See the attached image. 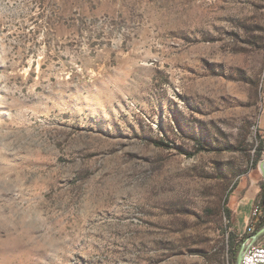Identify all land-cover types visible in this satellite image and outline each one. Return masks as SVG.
Segmentation results:
<instances>
[{
	"label": "rangeland",
	"instance_id": "374dc122",
	"mask_svg": "<svg viewBox=\"0 0 264 264\" xmlns=\"http://www.w3.org/2000/svg\"><path fill=\"white\" fill-rule=\"evenodd\" d=\"M261 140L264 0H0V264H235Z\"/></svg>",
	"mask_w": 264,
	"mask_h": 264
},
{
	"label": "trees",
	"instance_id": "16d2710c",
	"mask_svg": "<svg viewBox=\"0 0 264 264\" xmlns=\"http://www.w3.org/2000/svg\"><path fill=\"white\" fill-rule=\"evenodd\" d=\"M161 144H165V143H161ZM263 150H264V140H261L258 151L259 156L263 153ZM258 204L262 208V215L258 219L255 217L251 220L250 225L253 228L254 232H256L257 230H259L264 226V183L262 184V191L260 194V199ZM226 212L229 215L231 214V211L228 208L226 209ZM228 246H229V250L232 252L233 259H235L238 252L241 249L242 241H238L236 235L230 234Z\"/></svg>",
	"mask_w": 264,
	"mask_h": 264
},
{
	"label": "built area",
	"instance_id": "2783aa9c",
	"mask_svg": "<svg viewBox=\"0 0 264 264\" xmlns=\"http://www.w3.org/2000/svg\"><path fill=\"white\" fill-rule=\"evenodd\" d=\"M261 215L262 208L258 204L253 211L252 219L255 217L258 219ZM249 230H252L251 225H249ZM241 264H264V242L250 244L245 250Z\"/></svg>",
	"mask_w": 264,
	"mask_h": 264
},
{
	"label": "water",
	"instance_id": "95a60500",
	"mask_svg": "<svg viewBox=\"0 0 264 264\" xmlns=\"http://www.w3.org/2000/svg\"><path fill=\"white\" fill-rule=\"evenodd\" d=\"M261 169L264 173V161L261 162ZM262 235H264V227H262L254 236H253V242L254 243L256 241V239H258L259 237H261ZM251 243V244H252ZM250 244L248 245H243L240 249V251L238 252V255H237V258H236V262L235 264H241L242 262V258H243V255L245 253V250L247 249V247L249 246Z\"/></svg>",
	"mask_w": 264,
	"mask_h": 264
},
{
	"label": "crops",
	"instance_id": "0c3cea01",
	"mask_svg": "<svg viewBox=\"0 0 264 264\" xmlns=\"http://www.w3.org/2000/svg\"><path fill=\"white\" fill-rule=\"evenodd\" d=\"M249 216L246 214V219H245V222L247 221V218H248Z\"/></svg>",
	"mask_w": 264,
	"mask_h": 264
}]
</instances>
